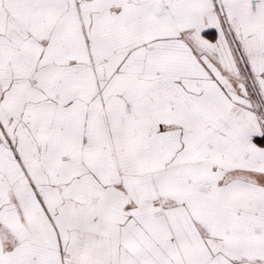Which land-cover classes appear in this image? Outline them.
Here are the masks:
<instances>
[{
    "label": "snow or ice",
    "instance_id": "6c2138e0",
    "mask_svg": "<svg viewBox=\"0 0 264 264\" xmlns=\"http://www.w3.org/2000/svg\"><path fill=\"white\" fill-rule=\"evenodd\" d=\"M0 264H264V0H0Z\"/></svg>",
    "mask_w": 264,
    "mask_h": 264
}]
</instances>
